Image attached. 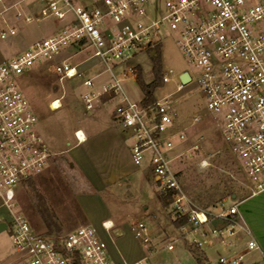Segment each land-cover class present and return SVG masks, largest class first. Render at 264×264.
Returning <instances> with one entry per match:
<instances>
[{
  "label": "built area",
  "instance_id": "obj_1",
  "mask_svg": "<svg viewBox=\"0 0 264 264\" xmlns=\"http://www.w3.org/2000/svg\"><path fill=\"white\" fill-rule=\"evenodd\" d=\"M40 1L43 7L34 14H25L18 5L12 8L26 22L55 16L65 25L0 64V225L12 244L5 264H116L96 228L82 226L65 237L40 235L19 208V189L41 174L52 156L17 82L39 62L54 63L61 81L83 79L87 112H95L104 99L114 101L115 116L134 138V164L148 165L159 193L171 200L175 220L187 219L180 229L189 228L195 236L193 248L221 243L233 249L243 234L245 251L221 256L219 264H243L255 251L264 255L241 220L239 203L218 202L211 209H201L184 192L180 172L173 168L176 160L200 156L203 151V135L187 148L191 135L188 129H179L175 96L185 89L181 77L189 72L192 80L187 85H197L209 117L247 173L249 197L264 192V0ZM12 8L0 0V21ZM6 24L0 27L1 40L17 34L15 27ZM168 38L192 69L182 75L172 69L163 72V84L176 82L173 93L151 103L133 100L116 72L135 75L132 60L141 53L156 55ZM81 53L96 60L110 80L99 85L97 77L80 71L72 57ZM61 107L60 99L50 105L53 110ZM202 121L201 115L194 116L191 127ZM75 137L79 143L86 140L81 130ZM201 166H209L208 159H201ZM105 228L110 231L111 225ZM133 232L145 247H153L144 223L135 225ZM167 248L174 246L169 243Z\"/></svg>",
  "mask_w": 264,
  "mask_h": 264
},
{
  "label": "rangeland",
  "instance_id": "obj_2",
  "mask_svg": "<svg viewBox=\"0 0 264 264\" xmlns=\"http://www.w3.org/2000/svg\"><path fill=\"white\" fill-rule=\"evenodd\" d=\"M3 1L7 7L18 5V9L25 14H34L43 7L40 0ZM16 14L17 10L14 7L1 19V28H6L7 22L17 29V34L7 40L0 39V63L23 51L33 41L50 37L65 25V21L55 16L26 22L24 18L16 17ZM76 59L80 70L88 77L95 76L102 69L101 65L93 68L97 63L96 60L91 61L84 54ZM156 62L160 63V78L165 70L172 69L175 74L182 75L183 70L192 69L171 38L164 41L163 50L161 47L154 56L147 53L138 54L132 60V64L137 67V74L142 71L143 79L147 84L156 81L159 85L154 89V100L176 90L175 81L167 84L162 82L160 86L161 80L157 81L153 68ZM123 73L118 70L116 75L123 81L130 97L135 101H142L145 93L135 75L130 73L124 77ZM108 78L110 80V75L106 73L96 78V82L100 85L105 81L108 82ZM82 80L77 77L61 81L52 62H39L30 69L28 75L17 79L31 110L38 119V132L47 145L51 143L54 146L63 145L64 138L75 125L91 122L94 118L93 114L85 113ZM175 97L179 99V129H188L191 135L186 147L195 143L200 135L204 136L203 151L200 156L184 157L173 163V168L180 172V183L184 192L204 210L211 209L218 202H224L229 206L246 199L250 194L247 173L241 161L227 148L225 139L220 135L213 119L209 117L210 113L205 107L197 85H186L185 89ZM56 99L61 100L62 107L53 110L50 105ZM107 107L112 108V106ZM196 115H201L203 121L200 125L191 127L190 123ZM105 122L104 118L96 119L94 126L104 127ZM203 158L208 159L209 166H201ZM93 193L95 189L91 184L79 179H69L67 176L61 179H32L19 189L17 202L38 234L65 237L79 226L86 225L84 206L82 207L86 201L83 195ZM100 194L105 198L112 216L116 219H124L130 229L139 223L147 226L154 244L151 249L154 250L145 247L141 242L139 248L133 246L142 253L141 258L146 264H201L192 251L204 260L203 264H219L220 256L225 254L223 245V247L207 245L203 249L193 248L191 243L195 236L189 228L181 231L180 228L175 227L171 200L159 196L158 187L153 182L141 185L140 182L134 181L130 187L122 183L120 186L108 187ZM233 195H236L234 199ZM169 243L174 246L172 250L167 248ZM11 254V240L5 228L0 225V264L7 263ZM252 258L264 262L256 252L246 257L243 264H248Z\"/></svg>",
  "mask_w": 264,
  "mask_h": 264
},
{
  "label": "crops",
  "instance_id": "obj_3",
  "mask_svg": "<svg viewBox=\"0 0 264 264\" xmlns=\"http://www.w3.org/2000/svg\"><path fill=\"white\" fill-rule=\"evenodd\" d=\"M1 24L2 21H0V27ZM83 54L86 55L81 53L73 56V63L77 64L76 58ZM86 56L89 58L88 55ZM77 65L80 70V65ZM97 65L99 64H94L93 68ZM88 68L91 69V67ZM102 73L101 69L95 74V77L100 78ZM114 105V101L106 100L98 105L95 112L85 110V113L93 114L94 118L91 122H81V124L75 125L64 138L63 145L48 144L52 153L48 166L33 179H61L63 176H67L69 179H79L91 184L95 193L83 195L86 204H81L82 207L84 206L86 217L84 226H92L97 229L108 244L109 252L116 264H133L142 260V253L133 248V246L139 248L140 245V241L134 235V227L130 229L124 219H116L112 216V212L100 192L111 186H120L122 183H126L130 187L134 181L140 182L141 185L149 182L156 185V183L147 164L143 166L134 164L132 159L134 138L131 132L121 126L115 116ZM107 106H112V108L108 109ZM99 118L105 119L104 127L94 126L95 120ZM79 130L83 131L86 136V140L82 143H79L75 137V132ZM159 196L162 195L159 193ZM237 203H239L242 222L250 228L264 252V192L253 197L248 196ZM105 224L111 225L110 231L106 230ZM80 227L82 226L78 228ZM246 243L247 238L241 234L237 239L236 247L233 249L224 247L225 254L221 256L245 251ZM214 246H222V244L216 243ZM256 252L264 261V255L259 251L249 253L247 257ZM248 264H264V262L252 258Z\"/></svg>",
  "mask_w": 264,
  "mask_h": 264
},
{
  "label": "trees",
  "instance_id": "obj_4",
  "mask_svg": "<svg viewBox=\"0 0 264 264\" xmlns=\"http://www.w3.org/2000/svg\"><path fill=\"white\" fill-rule=\"evenodd\" d=\"M156 64V66H155ZM160 66V63L159 62H156L154 63V69H155V74L157 76V81L158 79L161 80L160 81V86H162V79L160 78V75H161V67ZM135 77L141 87V89L143 90V92L145 93V97H144V101L147 102V103H151L154 101V97H153V93H154V89L156 86H159L157 85L156 81L155 83H151V84H147L144 79H143V76H142V71H139V73L135 74ZM159 77V78H158ZM32 180V179H31ZM30 180V181H31ZM232 196V195H231ZM165 200H168L167 197H164ZM187 223V219H179V220H175L174 221V224H175V227L176 228H181L183 225H185ZM193 255L196 257V259L201 263L203 264V259L195 252H192Z\"/></svg>",
  "mask_w": 264,
  "mask_h": 264
},
{
  "label": "water",
  "instance_id": "obj_5",
  "mask_svg": "<svg viewBox=\"0 0 264 264\" xmlns=\"http://www.w3.org/2000/svg\"><path fill=\"white\" fill-rule=\"evenodd\" d=\"M181 79H182V83L184 84V85H187V84H189L190 82H191V74L189 73V72H185L183 75H182V77H181ZM236 197V195H233V199Z\"/></svg>",
  "mask_w": 264,
  "mask_h": 264
}]
</instances>
